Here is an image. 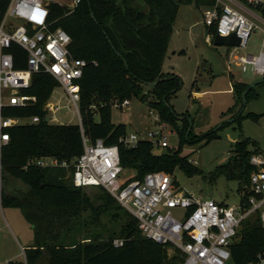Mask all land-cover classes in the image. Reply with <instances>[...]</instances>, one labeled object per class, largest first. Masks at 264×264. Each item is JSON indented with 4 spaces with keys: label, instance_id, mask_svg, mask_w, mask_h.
<instances>
[{
    "label": "trees",
    "instance_id": "1",
    "mask_svg": "<svg viewBox=\"0 0 264 264\" xmlns=\"http://www.w3.org/2000/svg\"><path fill=\"white\" fill-rule=\"evenodd\" d=\"M134 1L79 0L72 8L49 4L53 25L70 36L71 54L87 61L77 81L83 134L90 142L101 138L108 145H117L124 171H133L128 180L141 179L152 171L173 173L175 168L188 176L199 174L201 171L187 155L180 154V147L157 149L147 140H139L134 146L120 142L126 125L111 121V103L113 99L122 101L135 96L155 110L162 121L174 125L182 140H195L183 132L189 125L188 115L181 114L183 118L179 119L167 100L181 87L182 78L163 72L162 65L179 6L210 7L213 0H141L147 11L135 6ZM8 2L0 0V20ZM208 32L213 33L214 29L209 28ZM11 51L14 67L25 68L24 51L16 45L11 46ZM158 78L165 79L146 85ZM248 85L232 83L238 100ZM55 86L56 80L48 73H33L25 93L35 96V101L3 110L6 116H39L36 123L12 127L8 142L0 146V208L21 209L33 230L34 243L24 248L25 264H175L176 258L167 255L166 246L145 238L136 218L104 188L99 187L103 191L97 198L101 204L95 206L83 187L74 186L66 178L68 172L72 174L71 162L81 154L83 145L78 124H50L43 120V103ZM249 92L250 89L245 97ZM176 121L185 124L183 131L179 132ZM209 134L204 135L210 137ZM248 141L237 142L233 163L221 166L217 172L237 181L238 187L242 186L243 177L249 181L253 170L250 155L262 151L246 149ZM45 156L66 160L70 166L24 167L29 159ZM102 214L118 224L117 234L106 230L107 237H102L100 229L106 227ZM252 216L242 222L230 246L231 264H252L264 253V223L258 213ZM78 233H83V237L78 238ZM115 236L123 240L120 247L112 244Z\"/></svg>",
    "mask_w": 264,
    "mask_h": 264
},
{
    "label": "built area",
    "instance_id": "2",
    "mask_svg": "<svg viewBox=\"0 0 264 264\" xmlns=\"http://www.w3.org/2000/svg\"><path fill=\"white\" fill-rule=\"evenodd\" d=\"M47 0H9L0 20V146L9 140V130L22 123H36L38 115L29 118L6 116L8 107H24L35 101V96L25 90L30 87L31 76L36 72L48 73L56 82L48 99L44 101L43 120L59 124L55 112L65 99L72 104L78 116L83 150L72 161L71 181L78 187H102L121 206L128 209L137 220L141 234L161 245L167 255L175 257V264H226L230 261V246L237 236L242 222L258 213L264 223V150L252 153L249 163L253 170L249 175L246 194L237 204L229 205L212 198L201 199L174 186V180L164 171H152L141 179L128 180L119 162L117 145H108L101 138L90 142L83 134L78 102L79 84L87 61L74 57L69 50L70 36L61 27H55L50 19ZM79 0H73L75 6ZM72 6V7H73ZM71 7V6H69ZM203 23L214 35L234 33L239 38L236 46H227L228 64L237 63L242 71L249 69L264 75V0H214L212 6L203 9ZM263 32L258 54L242 55L240 50L247 44L254 28ZM19 46L25 55V68H15L11 46ZM61 92L52 97L55 88ZM128 99H113L115 107L127 106ZM152 111V112H151ZM153 128L140 138L130 133L119 138L126 146H134L139 140H147L154 148L171 147L168 135L172 132L156 111ZM192 163L195 161L190 160ZM69 167L66 160L54 156L29 159L24 167ZM184 209L181 218L171 214L170 208ZM123 243L121 238L112 240L115 247ZM24 256V248H23ZM25 258V257H24ZM252 264H264V253Z\"/></svg>",
    "mask_w": 264,
    "mask_h": 264
},
{
    "label": "rangeland",
    "instance_id": "3",
    "mask_svg": "<svg viewBox=\"0 0 264 264\" xmlns=\"http://www.w3.org/2000/svg\"><path fill=\"white\" fill-rule=\"evenodd\" d=\"M47 1L68 8L73 6V0ZM134 4L141 10H148L141 0H135ZM207 7L209 6L193 4L179 6L163 63L165 71L172 70L182 78L181 87L170 94L167 100L179 116L188 115L191 125L188 136L189 139H195L191 142L182 140L175 126L166 122L168 128L172 130L168 135L169 142L173 150L180 147L182 156L187 155L188 160L195 161L193 166L201 172L188 176L175 168L173 173L168 174L181 190L201 199L212 198L217 202L223 201L232 205L237 204L246 194L249 181L243 177L242 186L238 187L237 181L227 179L225 175L217 172L221 166L233 163L239 141L248 139L246 145L248 150L254 148L264 150V81L250 88L244 103L242 99L240 101L235 97L231 82L238 80L252 84L262 79L264 75L256 74L249 67L243 72L237 63L227 64L230 49L225 45L214 44L213 40L205 37L207 28L203 23L202 11ZM262 36V30L254 28L246 46L240 50L241 54H258ZM180 49H184L183 54L178 53ZM57 92H61V88H55L52 97L56 96ZM60 105L54 114L57 123L77 124L78 116L73 105H67L65 99L61 100ZM150 109V106L139 98L131 96L127 106L119 108L111 106V121L115 124H125L126 135L135 133L138 137L145 138L146 131L153 128V113L149 112ZM237 114L239 116L235 118L234 115ZM176 122L177 126H180L179 132L183 131L185 124L181 121ZM187 128L183 131L184 134ZM206 133H211L209 134L211 136L206 137L204 135ZM132 173L133 171L128 169L122 172V176H131ZM66 178L71 180L69 172ZM82 189L95 206L101 204L97 198L103 191L99 187ZM170 211L176 218H181L184 214V209L180 207L170 208ZM100 218L106 225L105 229H100L103 238L107 237L106 230H114L117 234V223L111 222L103 214ZM76 236L83 237V233ZM28 243H34L33 230L21 209L1 207L0 264H9V261H13V264H25L22 250ZM226 264L231 262L228 261Z\"/></svg>",
    "mask_w": 264,
    "mask_h": 264
},
{
    "label": "water",
    "instance_id": "4",
    "mask_svg": "<svg viewBox=\"0 0 264 264\" xmlns=\"http://www.w3.org/2000/svg\"><path fill=\"white\" fill-rule=\"evenodd\" d=\"M213 43L217 44V45L236 46V45L239 44V38L234 33H230L229 35H226V36L219 35V34L216 33L214 35V38H213ZM163 79H165V78H158L154 82H148L146 85L153 86V85L157 84L159 81H161ZM263 81H264V77L262 79H260V80H257L255 82H253L252 84L248 85V87L241 93V99H242L243 103L245 102V94L247 93L248 89L252 88L255 84L261 83ZM163 102H165V98H163ZM182 118H183V116L179 117V119H182ZM46 120H47V118L45 119V121ZM190 128H191V125H190V122H189V125H188L187 131L185 133V136H187V134L189 133Z\"/></svg>",
    "mask_w": 264,
    "mask_h": 264
},
{
    "label": "crops",
    "instance_id": "5",
    "mask_svg": "<svg viewBox=\"0 0 264 264\" xmlns=\"http://www.w3.org/2000/svg\"><path fill=\"white\" fill-rule=\"evenodd\" d=\"M205 27H206V26H205ZM173 28H174V27H173ZM206 28H207V27H206ZM207 29H208V28H207ZM207 31H208V30H207ZM172 33H173V32H172ZM171 37H172V34H171ZM171 37H170V39H171ZM169 42H170V40H169ZM168 44H169V43H168ZM167 48H168V47H167ZM167 50H168V49H167ZM167 50H166V55H167ZM182 50H183V53H184V49H180L179 51H182ZM179 51H178L179 54H183V53H180ZM166 55H165V58H166ZM165 58H164V59H165ZM163 63H164V61H163ZM227 64H228V63H227ZM227 67H228V65H226V69L228 70ZM162 71L165 72V73H175V72L172 71V70L165 71L164 68H163V65H162ZM227 72H229V70H228ZM175 74H177V73H175ZM178 75H179V74H178ZM179 76H180V75H179ZM180 77H181V76H180ZM233 82H242V81H238V80L232 81V82H231V86H232V83H233ZM245 83H246V82H245ZM30 244H31V243H28V244L26 245V247L29 246ZM21 247H22V246H21Z\"/></svg>",
    "mask_w": 264,
    "mask_h": 264
}]
</instances>
